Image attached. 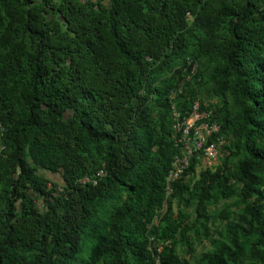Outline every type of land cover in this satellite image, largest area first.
I'll return each mask as SVG.
<instances>
[{"label": "trees", "instance_id": "trees-1", "mask_svg": "<svg viewBox=\"0 0 264 264\" xmlns=\"http://www.w3.org/2000/svg\"><path fill=\"white\" fill-rule=\"evenodd\" d=\"M0 122V264H264V0H0Z\"/></svg>", "mask_w": 264, "mask_h": 264}, {"label": "built area", "instance_id": "built-area-1", "mask_svg": "<svg viewBox=\"0 0 264 264\" xmlns=\"http://www.w3.org/2000/svg\"><path fill=\"white\" fill-rule=\"evenodd\" d=\"M181 88L174 89L171 96L175 97ZM211 110H202L200 101L196 100L188 115L182 112L174 104L172 106V127L174 142L180 153L173 161V168L167 177L166 191L172 193L173 181L179 179L189 167L192 158L200 159L201 163H208V167L218 163L224 156V146L227 138L222 132L221 124L211 119ZM0 129L2 124L0 122ZM101 171L99 174H102ZM88 180L83 179V182Z\"/></svg>", "mask_w": 264, "mask_h": 264}, {"label": "rangeland", "instance_id": "rangeland-1", "mask_svg": "<svg viewBox=\"0 0 264 264\" xmlns=\"http://www.w3.org/2000/svg\"><path fill=\"white\" fill-rule=\"evenodd\" d=\"M206 101H213V102H215V99H211V100H206ZM208 163H206V162H203V163H200L199 164V166H198V169H197V171H200V170H202V169H204V168H206V167H208ZM42 173H45L44 171H41ZM51 180H53V181H56V182H63V180H62V178H61V176L59 175V174H52V173H45ZM210 246V243H209V241L208 240H205L203 243H201V244H199L198 246H197V251L200 253V252H202V251H204V250H206V248H208Z\"/></svg>", "mask_w": 264, "mask_h": 264}]
</instances>
